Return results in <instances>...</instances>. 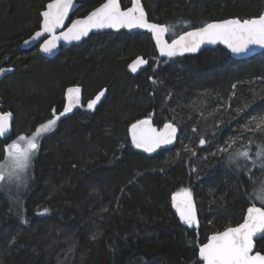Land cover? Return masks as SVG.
Wrapping results in <instances>:
<instances>
[{
    "label": "trees",
    "instance_id": "obj_1",
    "mask_svg": "<svg viewBox=\"0 0 264 264\" xmlns=\"http://www.w3.org/2000/svg\"><path fill=\"white\" fill-rule=\"evenodd\" d=\"M50 1L0 0V68H13L0 84V103L2 112L14 115L0 157L17 134L46 122L53 108L63 110L67 88L80 87L84 107L62 117L42 141L22 199L11 202L0 193V264H200L199 247L238 226L247 213L248 179L234 174L229 153L217 148L229 136H251L253 151L257 141L264 143V131L242 127L250 113L264 115V53L235 60L220 47L160 59L151 35L124 31L93 35L47 59L37 47L22 50L21 44L40 29ZM78 1L73 18L105 0ZM131 4L122 0L124 9ZM144 5L152 22L177 33L264 13V0ZM139 56L151 63L135 76L129 66ZM102 90L104 98L88 109ZM153 114L156 126L172 122L181 136L175 148L148 157L134 147L130 128ZM245 143L237 140L230 151ZM253 175L264 179L258 169ZM184 189L197 203L198 228L185 225L174 210L173 196ZM257 250L264 254V240Z\"/></svg>",
    "mask_w": 264,
    "mask_h": 264
},
{
    "label": "snow or ice",
    "instance_id": "obj_2",
    "mask_svg": "<svg viewBox=\"0 0 264 264\" xmlns=\"http://www.w3.org/2000/svg\"><path fill=\"white\" fill-rule=\"evenodd\" d=\"M73 8L74 0H51L41 14L43 17L41 30L36 31L30 40L24 41L25 45L40 41L45 34H49L51 39H44L40 48L44 53H51L59 41H78L93 29L140 28L147 29L152 34L160 54L167 57L196 52L204 43L224 44L236 55L247 54L254 46L264 48V14L257 18L243 20L232 18L207 23L195 30L177 33L169 26L150 23L141 6V0H134L133 6L126 10L121 8L120 0H106L85 18L70 21L66 31L57 35L56 30L65 27V21L68 20ZM169 33L172 34L171 43L165 39ZM147 63V60L138 58L129 67L132 72H136L139 66ZM9 71L12 69L0 68V76ZM103 96L102 90L88 102L87 108L94 109ZM66 97L67 105L60 113L57 114L53 108L52 115L46 122L40 123L27 134H17L16 139L5 146L4 155L0 157V193L7 194L11 202H19L29 189L35 158L42 141L56 129L62 117L80 106V87L67 88ZM246 120L248 123L242 125L245 131L253 134L264 131V115L253 112ZM12 121L11 112H0V142L11 140ZM254 121L255 127H250ZM131 131L135 147L153 153L161 146L172 145L177 140L178 126L169 122L158 130L152 126V121L148 118L132 124ZM244 139L247 143L235 151H230L237 140ZM205 143L206 141L201 138L199 145L203 146ZM252 144L251 136H229L226 143L217 148L218 153H229L226 160L234 174L239 175L243 172L247 177L250 191L245 189V199L249 206L242 223L216 232L199 247L198 255L203 264H264V254L259 250L254 251L256 246L254 238L264 240V180H257L253 175L257 169L260 175H264V143L257 141L255 151L252 150ZM173 202L183 223L198 228L199 221L192 192L184 189L176 193ZM43 211L47 213L48 209L45 208ZM96 238L95 235L92 237L93 240ZM14 243L15 237H12L10 244Z\"/></svg>",
    "mask_w": 264,
    "mask_h": 264
},
{
    "label": "water",
    "instance_id": "obj_3",
    "mask_svg": "<svg viewBox=\"0 0 264 264\" xmlns=\"http://www.w3.org/2000/svg\"><path fill=\"white\" fill-rule=\"evenodd\" d=\"M50 2H51V1H50ZM105 2H106V0H105L103 3H105ZM131 2H132V4H131L130 7L133 6V4H134V0H131ZM120 4H121V8L124 9L123 6H122V0H120ZM81 5H82V4H81L78 0H74V8H73L72 11H70V13H69V17H68V20L65 21V27L62 28V29H57V30H56V34H57V35H60L62 32L66 31L67 27L70 26V21H72V17H73V15H74L75 12L81 7ZM99 6H100V5H99ZM99 6H98V7H99ZM141 6L143 7V9H144V11H145V13H146V17H147L148 21H149L150 23H155V22H152V21L149 19V15H148V13H147V11H146V8H145V5H144V0H141ZM96 8H97V7H96ZM45 10H46V7H45V9H44L43 11H45ZM93 10H95V9H93ZM93 10H92V11H93ZM124 10H126V9H124ZM43 11H42V12H43ZM92 11H91V12H92ZM91 12H90V13H91ZM90 13H89V14H90ZM41 14H42V13H41ZM263 14H264V13H263ZM86 16H87V15H86ZM86 16H84V17H80V18H76V19H83V18H85ZM231 19H232V18H231ZM74 20H75V19H74ZM226 20H227V19H226ZM222 21H224V20H221V21H214V22H222ZM42 22H43V17H42V15H41V26H40V29H39V30H41V28H42ZM211 23H213V22H211ZM156 24H159V23H156ZM160 25H161V24H160ZM39 30H37V31H39ZM191 30H195V29H191ZM124 31L127 32V33H129V34L136 33V32H142V33H147V34L151 35L152 40H153V42H154V44H155V47H156V50H157V53H158L160 59H177V58L186 57V56H195V55L199 54L200 52H202V51L205 50V49H217V48H220V47L223 48V49H225L228 53H230L231 57H232L233 59H235V60H246V59L253 58V57H255V56H258V55L264 53V48H260V47H258V46H254V47H253V48H252L247 54L236 55V54H232V53L230 52V50H229V49L226 47V45H224V44H221V43H217V44H208V43H204V44H202V45L200 46V48H199L196 52H185L183 55H179V54H178V55L173 56V57L162 56V55L160 54L159 47L156 45V42H155V40H154L152 34H151L147 29H140V28H133V29L121 28V29H119V30H116V29H107V28H106V29H93L92 31H90V32L88 33L87 36L82 37V38H81L80 40H78V41H71V42L63 41V40L59 41L58 44H57V47H56L51 53H44V52L41 51V48H40V45L43 43V40H44V39H51V36H50L49 34H45V37H42L40 41L32 42V43L29 44V45H25V43L23 42V43L21 44V49H22V50H31V49H33V48L39 46V53H40V55H41L42 57L47 58V59H53V58H55L56 56L59 55V53L61 52L62 49H68V48H71V47L74 46V45H80V44H82L85 40L89 39V38H90L91 36H93V35L103 34V33H107V32H111V33H121V32H124ZM33 35H34V34H33ZM33 35H32V36H33ZM32 36H31V37H32ZM31 37L28 38V39H26V40H30ZM168 38H169V34H166L165 39H167L168 42L171 43V41H169ZM26 40H25V41H26ZM138 58H143L144 60H147L148 63L145 64V65H141V66H139V68H138V70H137L136 72H132L133 75H135V76L139 75L142 71L146 70V69L149 67L150 63H151V59H150V58H149V59H145V58L142 57V56L136 57V58L132 61V63H133L136 59H138ZM132 63H131V64H132ZM5 69H7V67H5ZM10 69H12V71L6 72L3 76H0V84H1V82L3 81V79H4L7 75H9V74H11V73L13 72V68H10ZM66 105H67V97H66ZM66 105H65V106H66ZM83 107H84V98H83V94H82V91H81V101H80V106L75 107L71 113H76V112L82 110ZM0 112H2V104H1V103H0ZM154 116H155V114H153L152 117L150 118L151 121H152V126L155 127V128H157L158 130L162 129L163 126H162L161 128H159L158 126L155 125V122H154ZM146 119H148V118H146ZM13 123H14V115H13V121H12L11 134H13ZM174 125H176V124H174ZM176 126H177V125H176ZM180 136H181V132H180V129H179V127H178L177 140H176L172 145L161 146V148L157 149V151H156V152H153V153H148V152H145L143 149L136 148L135 145H134V143H133V142H132V143H133L134 147L136 148V150H137L139 153H142V154H144V155H146V156H148V157H154V156H156L158 153H160V152L163 151V150H168V149H173V148H175V147L178 145V143H179ZM130 138H131V141H132V131H131V128H130ZM174 210H175V212L179 215V213L177 212L175 206H174ZM246 214H247V213H246ZM179 217H180V216H179ZM245 218H246V216H245ZM210 237H211V236H210ZM210 237H209V238H210ZM254 240H255V245H256L254 251H256V250H257V242L260 241V239H256V238H254ZM262 254H263V253H262ZM199 260H200V259H199ZM200 264H203V262H202L201 260H200Z\"/></svg>",
    "mask_w": 264,
    "mask_h": 264
},
{
    "label": "rangeland",
    "instance_id": "obj_4",
    "mask_svg": "<svg viewBox=\"0 0 264 264\" xmlns=\"http://www.w3.org/2000/svg\"><path fill=\"white\" fill-rule=\"evenodd\" d=\"M104 95H105V93H104ZM104 98V96L103 97H101V99H100V101L102 100ZM100 101L96 104V105H98L99 103H100ZM96 107V106H95ZM91 110V109H90ZM179 127V126H178ZM180 128V127H179ZM181 130V129H180ZM200 141V140H199ZM188 144H189V140H188V142H187ZM264 180V179H263ZM192 196H193V194H192ZM195 198H194V196H193V201H194V203H195V206H196V210H197V217H198V207H197V203H196V201L194 200ZM259 206V205H258ZM198 221H199V217H198Z\"/></svg>",
    "mask_w": 264,
    "mask_h": 264
},
{
    "label": "flooded vegetation",
    "instance_id": "obj_5",
    "mask_svg": "<svg viewBox=\"0 0 264 264\" xmlns=\"http://www.w3.org/2000/svg\"><path fill=\"white\" fill-rule=\"evenodd\" d=\"M73 16H74V15H73ZM74 19H76V18H73V17H72V20H74ZM37 48H38V50H39V46H38ZM65 105H66V104H65ZM70 114H73V113L70 112V113H68L67 115H70ZM67 115H66V116H67Z\"/></svg>",
    "mask_w": 264,
    "mask_h": 264
}]
</instances>
